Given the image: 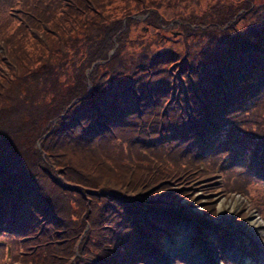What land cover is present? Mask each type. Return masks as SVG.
Wrapping results in <instances>:
<instances>
[{
	"label": "trees",
	"instance_id": "16d2710c",
	"mask_svg": "<svg viewBox=\"0 0 264 264\" xmlns=\"http://www.w3.org/2000/svg\"><path fill=\"white\" fill-rule=\"evenodd\" d=\"M257 191L264 0H0V264L167 263Z\"/></svg>",
	"mask_w": 264,
	"mask_h": 264
},
{
	"label": "rangeland",
	"instance_id": "374dc122",
	"mask_svg": "<svg viewBox=\"0 0 264 264\" xmlns=\"http://www.w3.org/2000/svg\"><path fill=\"white\" fill-rule=\"evenodd\" d=\"M208 1H213V0H207V3ZM217 5L219 4L217 3ZM146 16L147 14L136 15L134 17L137 20H144ZM141 30L142 32L145 33L147 32L148 27L145 25H141ZM178 34H179V31L177 29H170V32L167 31L166 33H164L165 36H169L171 38L176 37ZM111 53H112V50L108 52V54H111ZM254 195H255L254 198L256 200H253L252 198V201H255L257 203L255 207L250 206L251 198L241 193L239 194L232 193L230 194V196L226 198L219 199L218 205H217V214L210 222V225L213 229L208 230V235L205 239L197 231L195 224L190 223L189 225H186V226H184V224H180V233L166 236L164 239V243L166 244V240L168 237H178L180 235H186L187 241H189V243L192 245L193 248L201 249L203 254L207 258H210L212 261H213L212 258H214L213 262H216L217 264H223L221 259L218 257V254L220 253L218 250L221 251L220 243L222 242V240H224V236H226L229 239V240L226 239L228 240L227 246L225 245L224 247L225 252L227 254L235 253V256L239 255L240 257H242L241 252L236 250V247H237L238 249H242L248 252V254H245V256L243 257L245 264H264V255L262 253L264 250L260 249L258 246L259 244L258 240L264 242V213L263 212L261 213L260 211H258V208H257V206L259 205L258 207L260 208L263 207L264 209V192L257 191L254 193ZM233 205H236L235 210L233 209L234 208ZM243 207L245 208L246 215L244 216L243 219H239L237 217L238 216L237 214ZM195 210L201 212L200 207H197ZM220 211H223V217L226 220L230 221L229 225H233V224L238 225L242 223L247 217H250L251 215H255L256 218L259 219L263 225L261 228L258 229L259 232H262L260 234L261 239H257L256 235L252 234L253 233L252 231L246 230V233L242 234V231L245 230L244 227H242L243 225H239L241 226V229L235 230V231L228 230L227 228L220 226L219 220L217 219V217L220 214ZM176 226H178L177 223H176ZM165 244L161 252L168 255L169 258H173L174 253H177V254L180 253V250H179L180 248L178 247L176 242H174L172 245L173 250L172 248L165 249L166 247ZM256 254H259L261 256L263 255L262 256L263 258L261 259V261L257 260ZM184 259H186V261L189 262V264H202L203 263V260L199 258H196L197 260L192 261V262L189 261L187 257H185ZM246 260L247 261L249 260L251 262H247ZM12 264H15V263H12Z\"/></svg>",
	"mask_w": 264,
	"mask_h": 264
},
{
	"label": "bare ground",
	"instance_id": "6f19581e",
	"mask_svg": "<svg viewBox=\"0 0 264 264\" xmlns=\"http://www.w3.org/2000/svg\"><path fill=\"white\" fill-rule=\"evenodd\" d=\"M233 207H234L233 209L235 210L236 205H233ZM217 219L219 220L220 226L227 228L228 230H233V231L240 230L241 226L239 225H243L242 227H244L245 230L244 231L241 230L242 234L246 233V230L252 231L253 232L252 234L256 235L257 239H261L260 234L262 232H259L258 229L261 228L263 225H262V222L259 219H257L255 215H251L250 217H247L242 223L238 225L237 224L229 225L230 221L226 220L223 217V211H220V214L217 217ZM258 241H259V244H258L259 248L264 250V242L260 240ZM174 242H176L178 247L180 248L179 250L181 254L182 253H186V255L188 254V259H190V261H195L197 260L196 258H199L203 260L202 264H217L216 262H213L214 258H212L213 261L210 258H207L203 254L201 249L193 248L192 245L189 243V241H187L186 235H180L178 237H168L166 240L165 249L172 248V245ZM262 253L264 255V251ZM262 256L259 254H256L257 260L261 261V259L263 258ZM247 262H251V261L248 260Z\"/></svg>",
	"mask_w": 264,
	"mask_h": 264
}]
</instances>
